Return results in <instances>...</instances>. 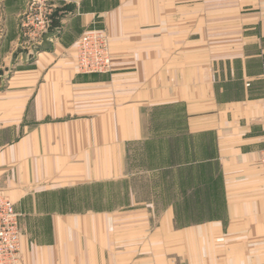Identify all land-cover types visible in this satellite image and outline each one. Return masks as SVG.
I'll return each mask as SVG.
<instances>
[{
  "label": "crops",
  "instance_id": "crops-1",
  "mask_svg": "<svg viewBox=\"0 0 264 264\" xmlns=\"http://www.w3.org/2000/svg\"><path fill=\"white\" fill-rule=\"evenodd\" d=\"M33 1L51 20L37 38L20 25ZM93 29L109 73L76 69ZM263 150L264 0H0V194L20 264H264ZM64 191L88 211L61 214Z\"/></svg>",
  "mask_w": 264,
  "mask_h": 264
},
{
  "label": "built area",
  "instance_id": "built-area-1",
  "mask_svg": "<svg viewBox=\"0 0 264 264\" xmlns=\"http://www.w3.org/2000/svg\"><path fill=\"white\" fill-rule=\"evenodd\" d=\"M45 9L31 2L28 12L20 19L21 29L35 38L50 27ZM76 69L82 74H104L112 71L111 42L104 31L93 30L84 34L76 44ZM264 169V150L260 158ZM21 262V221L14 203L0 194V264Z\"/></svg>",
  "mask_w": 264,
  "mask_h": 264
},
{
  "label": "rangeland",
  "instance_id": "rangeland-1",
  "mask_svg": "<svg viewBox=\"0 0 264 264\" xmlns=\"http://www.w3.org/2000/svg\"><path fill=\"white\" fill-rule=\"evenodd\" d=\"M93 30H96V29H93ZM93 30H90V31H93ZM88 31V32H90ZM100 31V30H99ZM86 34V33H85ZM174 113L173 112V116H174ZM137 164H141L142 161H136ZM128 179L124 180V183L127 181ZM159 181V179L157 178V182ZM149 183L150 182H147V181H144L143 179L139 182L137 181V186H138V196H139V199L141 200H147L149 198V195H150V192H149ZM160 184H161V181H160ZM122 187L121 188H124L123 190L124 191H127V184H121ZM152 185H155V182L152 183ZM113 191L116 193V190H117V185H115L114 187H112ZM111 187H109V191H110ZM157 193H160V191H158ZM81 194L78 193V194H74L73 192H68V191H64L62 194H61V197H62V209H60V212L61 214H72V213H86V209L84 208H81L82 206H86V204H88L89 202H84L78 198V196H80ZM85 195V194H84ZM66 202H64V200H67ZM97 202V201H96ZM96 202H92V204H95ZM82 204V205H81ZM120 202L118 199L115 198V200H109V203H108V206H109V210H116L118 211L119 209L117 208H114L113 206H117L119 205ZM183 211V210H182ZM187 210H185V212L181 215V219L183 221H188V220H195L196 218L193 215V213L189 210L187 213ZM185 213H186V217H185ZM211 214V211H207L205 210V215L203 217H199L198 219L200 218H204V219H207L209 218Z\"/></svg>",
  "mask_w": 264,
  "mask_h": 264
}]
</instances>
